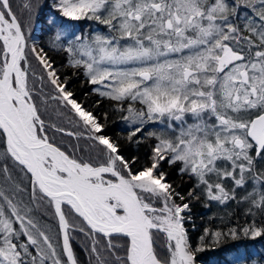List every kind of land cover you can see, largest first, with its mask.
I'll return each instance as SVG.
<instances>
[{
    "label": "snow or ice",
    "instance_id": "6c2138e0",
    "mask_svg": "<svg viewBox=\"0 0 264 264\" xmlns=\"http://www.w3.org/2000/svg\"><path fill=\"white\" fill-rule=\"evenodd\" d=\"M49 7L22 0V22L0 0V264H200L228 241H264V0ZM71 76L98 97L92 108ZM104 101L111 111H98ZM112 113L125 136L107 133ZM53 133L77 143L63 148ZM122 142L148 143V153L126 156ZM196 202L235 203L247 219L205 226L193 244ZM218 264L264 255L237 251Z\"/></svg>",
    "mask_w": 264,
    "mask_h": 264
},
{
    "label": "trees",
    "instance_id": "16d2710c",
    "mask_svg": "<svg viewBox=\"0 0 264 264\" xmlns=\"http://www.w3.org/2000/svg\"><path fill=\"white\" fill-rule=\"evenodd\" d=\"M51 2L52 0H40V4L45 14L49 11H54L49 7ZM21 3L22 0H12L13 9L17 12L18 17L23 22L24 16L22 14L21 9L19 8V5ZM79 24L85 26L92 25L93 27H96V25H94V22L89 21H81L79 22ZM25 30L26 32L29 31L28 28H26ZM31 36L34 37L36 41L40 43H46L47 41V36H45L35 25L33 26V29L31 31ZM50 54L53 55L54 59L57 62V66L61 68L62 73L65 75H71V70L63 67L65 63L64 55L55 53ZM33 64H35L34 61ZM82 79V76H71V86L76 92L77 98L84 101L87 107L92 108L94 101H96L98 97L95 95H89L85 97L84 93H87L89 91V88L88 86L83 85L81 83ZM105 110L111 111L108 108L107 101H104L102 103L101 108L98 111L102 112ZM120 115V113H112L108 121V128L106 129V131L113 138L123 137L127 134L126 123L120 119ZM62 126L68 130H74L72 125L69 124L67 121H64ZM153 127L154 126L149 125L148 130H152ZM52 135L54 136L56 143L60 144L63 148H68L69 150H71L69 141L71 142V144L77 143L74 138L61 136V134L56 133H53ZM79 143L83 145L84 141L81 140L79 141ZM148 150V143L141 144L139 148H137V146L135 145H129L127 143L122 142V151L126 156L135 154L139 155L141 159H143L148 153ZM177 182L179 183V181ZM190 183L191 182L186 181L183 185L184 188L186 189ZM249 183H251V181ZM25 202H27V198H25ZM193 213L195 216L196 230L193 231L191 227H189L193 244L197 242L196 238L200 234L202 228L205 226H210L213 228L220 227L226 229L229 226H236L237 221L242 224L247 219L243 215V206H237L235 203H230L229 205H216L215 203H213L210 208L206 209L201 203L196 202L194 203ZM33 214L38 219H40L42 223L48 224L53 229V232L56 231V222L51 218L50 215H46L43 210L35 211ZM209 217H212V219H209ZM221 217L224 218L223 222L221 221ZM74 244L80 259L82 261L85 260L86 257L81 251L80 247L83 244V239H77L76 241H74ZM238 249H241L242 252H250L253 256L258 258L260 255H264V241H251L247 239H240L238 241H228L226 244L222 245L215 251H206L204 253L199 254L198 260L200 261V264H218V262L222 261L228 253L237 251Z\"/></svg>",
    "mask_w": 264,
    "mask_h": 264
},
{
    "label": "rangeland",
    "instance_id": "374dc122",
    "mask_svg": "<svg viewBox=\"0 0 264 264\" xmlns=\"http://www.w3.org/2000/svg\"><path fill=\"white\" fill-rule=\"evenodd\" d=\"M31 42H32V41L30 40V43H31ZM237 251L242 252L241 249H238ZM237 251H234V252H231V253H235V252H237ZM228 254H230V253H228ZM228 254H227V255H228Z\"/></svg>",
    "mask_w": 264,
    "mask_h": 264
}]
</instances>
